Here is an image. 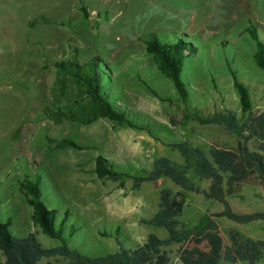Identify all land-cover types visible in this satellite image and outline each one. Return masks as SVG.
<instances>
[{
  "label": "rangeland",
  "instance_id": "1",
  "mask_svg": "<svg viewBox=\"0 0 264 264\" xmlns=\"http://www.w3.org/2000/svg\"><path fill=\"white\" fill-rule=\"evenodd\" d=\"M251 25L264 40V0H0V217L9 221L12 233L35 232L47 247L59 243L33 223L32 208L18 188L24 176L39 177L42 200L57 210L58 226L63 220L68 245L87 255L115 252L116 237L128 248L150 232L165 238L167 230L152 223L163 187L181 193V220L190 226L220 210L221 203L169 178L135 186L134 177L148 173L159 156L184 164L171 143L188 140L207 153L214 141H234L224 126L171 123L181 119L186 104L202 115L231 110L240 117L231 70L247 87L253 107H264V76L253 61ZM150 32L162 42L182 38L195 47L183 63L182 77L190 85L187 103L146 52L141 37ZM95 55L111 70L110 100L148 123L151 133L106 118L78 124L44 115L57 74L54 62L66 57L84 62ZM46 137H70L82 148H57ZM98 155L126 172L124 186L97 176ZM186 174L200 188L208 187L210 180L193 169ZM228 200L236 211L264 210V187L248 183ZM212 218L225 243L231 227L264 239V221L240 225ZM163 248L168 264H182L179 243ZM67 261L58 255L42 257L39 264ZM255 264H264V257Z\"/></svg>",
  "mask_w": 264,
  "mask_h": 264
},
{
  "label": "trees",
  "instance_id": "2",
  "mask_svg": "<svg viewBox=\"0 0 264 264\" xmlns=\"http://www.w3.org/2000/svg\"><path fill=\"white\" fill-rule=\"evenodd\" d=\"M255 41L253 61L264 76V40L256 26L247 27ZM142 41L147 53L151 54L156 68L173 84L179 97L187 103L190 85L182 77L183 63L195 47L182 38L173 42L160 41L155 33L144 35ZM56 78L51 90L50 104L43 112L47 118L69 120L78 124H90L99 118H106L119 124L145 129L151 133L148 123L140 121L118 103H113L106 85L111 82V70L106 61L95 55L79 62L77 58H61L54 62ZM233 86L236 89L241 116L231 110L202 115L195 109L183 113L181 119H171L173 125L192 120L199 124L224 126L235 136L234 141H214L206 153L188 140L171 143L184 158L178 164L163 156L154 160L153 168L143 176L134 177L135 186L144 181L169 178L180 188L201 194L204 199L221 203L219 211L211 217L201 218L195 226L181 220L185 200L179 191L163 187L159 192L157 212L152 223L167 230L165 238L150 232L146 238L133 248L125 247L118 237V249L102 255H87L68 245L62 234L63 220L56 224L57 210L48 207L42 200L39 177L24 176L19 182V190L31 206V219L37 223L44 234L58 239L54 246H44L35 232L18 236L9 228V221L0 217V264H39L42 257L63 256L67 262L60 264H168L169 256L164 246L179 243L178 254L182 264H220L225 261L235 263L239 260L255 264L264 257V239H256L243 234L237 228L226 231L228 242H223L220 230L212 217H225L238 224L264 221V210L237 212L229 203L228 197L237 195L248 183L264 187V107L254 108L247 87L238 80L231 70ZM57 148H82L70 137L54 140ZM193 169L200 178L209 179L207 188H200L186 174ZM95 172L99 178L107 177L119 181L124 186L128 175L120 167L98 155L95 159Z\"/></svg>",
  "mask_w": 264,
  "mask_h": 264
},
{
  "label": "crops",
  "instance_id": "3",
  "mask_svg": "<svg viewBox=\"0 0 264 264\" xmlns=\"http://www.w3.org/2000/svg\"><path fill=\"white\" fill-rule=\"evenodd\" d=\"M221 210V209H220ZM219 211V210H218ZM236 211V210H235ZM237 212H241V211H237ZM252 212V211H251ZM257 221H262V220H257ZM257 221H252V222H249V223H253V222H257ZM233 222V221H232ZM234 223H236V222H234ZM249 223H247V224H249ZM238 224V223H237ZM240 225H245V224H240ZM235 228V227H234ZM239 230V229H238ZM240 231V230H239ZM242 232V231H241ZM243 234H244V232H242ZM246 235V234H245ZM247 236H249V235H247ZM250 237H252V236H250ZM253 238V237H252ZM257 239V238H256ZM240 261V260H239ZM238 262V261H237ZM237 262H235V263H231V264H236ZM220 264H221V262H220Z\"/></svg>",
  "mask_w": 264,
  "mask_h": 264
}]
</instances>
